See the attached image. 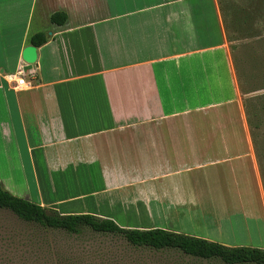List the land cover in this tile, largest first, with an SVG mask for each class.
<instances>
[{
  "label": "crops",
  "instance_id": "obj_1",
  "mask_svg": "<svg viewBox=\"0 0 264 264\" xmlns=\"http://www.w3.org/2000/svg\"><path fill=\"white\" fill-rule=\"evenodd\" d=\"M0 185L63 216L264 218L218 1L0 0Z\"/></svg>",
  "mask_w": 264,
  "mask_h": 264
},
{
  "label": "rangeland",
  "instance_id": "obj_2",
  "mask_svg": "<svg viewBox=\"0 0 264 264\" xmlns=\"http://www.w3.org/2000/svg\"><path fill=\"white\" fill-rule=\"evenodd\" d=\"M228 41V40H227ZM258 39L229 43L237 76L242 103L252 101L259 107L264 97V47L255 45ZM245 110V108H244ZM245 115L248 123L247 113ZM255 119V118H254ZM258 130L249 126L251 140L257 156L264 188V111L255 119ZM255 135L258 150L255 147ZM262 166V167H261ZM152 206V205H151ZM119 226L127 229H164L170 232L189 231V236L199 237L228 247H253L264 249V218H244L235 212L232 219L224 220L220 227L210 220L202 227L177 228L169 226V219L155 217L151 212H113ZM240 214V215H239ZM244 215V214H243ZM237 216V217H235ZM249 217V216H248ZM104 219V218H101ZM0 264H223L218 260H201L176 250L155 251L134 247L122 237L94 233L83 229L81 234L63 230H47L33 223H26L7 210L0 209Z\"/></svg>",
  "mask_w": 264,
  "mask_h": 264
},
{
  "label": "trees",
  "instance_id": "obj_3",
  "mask_svg": "<svg viewBox=\"0 0 264 264\" xmlns=\"http://www.w3.org/2000/svg\"><path fill=\"white\" fill-rule=\"evenodd\" d=\"M225 28L228 43L235 52L234 43L258 39L256 44L264 47V0H217ZM51 23L57 26L65 25L67 15L55 13L51 16ZM48 42L45 33L35 34L31 44L40 48ZM259 107L252 101L246 100L244 108L247 113L248 124L253 131L258 130L255 119L264 111V97ZM255 118V119H254ZM255 135L253 139L256 144ZM262 167V166H261ZM0 209L7 210L26 223H33L47 230H63L70 234H81L87 228L94 233L115 235L122 237L134 247H145L155 251L176 250L186 256L205 261L218 260L223 264H264V249L253 247H228L206 239L169 232L156 228L151 230L127 229L119 226L112 219H101L93 215L63 216L55 210L42 207L26 199L17 197L0 185Z\"/></svg>",
  "mask_w": 264,
  "mask_h": 264
},
{
  "label": "water",
  "instance_id": "obj_4",
  "mask_svg": "<svg viewBox=\"0 0 264 264\" xmlns=\"http://www.w3.org/2000/svg\"><path fill=\"white\" fill-rule=\"evenodd\" d=\"M38 58L37 48L34 46H29L24 49L22 53V59L25 63L33 65L36 63Z\"/></svg>",
  "mask_w": 264,
  "mask_h": 264
},
{
  "label": "built area",
  "instance_id": "obj_5",
  "mask_svg": "<svg viewBox=\"0 0 264 264\" xmlns=\"http://www.w3.org/2000/svg\"><path fill=\"white\" fill-rule=\"evenodd\" d=\"M18 86H24L25 85V80L24 79H20L17 81Z\"/></svg>",
  "mask_w": 264,
  "mask_h": 264
}]
</instances>
